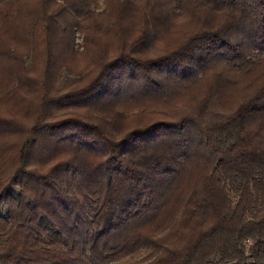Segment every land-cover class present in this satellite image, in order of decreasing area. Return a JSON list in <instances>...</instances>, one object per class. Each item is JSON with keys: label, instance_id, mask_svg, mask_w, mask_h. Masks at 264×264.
I'll return each mask as SVG.
<instances>
[{"label": "trees", "instance_id": "obj_1", "mask_svg": "<svg viewBox=\"0 0 264 264\" xmlns=\"http://www.w3.org/2000/svg\"><path fill=\"white\" fill-rule=\"evenodd\" d=\"M95 2L0 0V264H264V0Z\"/></svg>", "mask_w": 264, "mask_h": 264}, {"label": "rangeland", "instance_id": "obj_2", "mask_svg": "<svg viewBox=\"0 0 264 264\" xmlns=\"http://www.w3.org/2000/svg\"><path fill=\"white\" fill-rule=\"evenodd\" d=\"M103 0H96L95 2V5L93 6L94 10L95 11H99L103 8ZM207 21H208V17L209 15L207 14ZM187 21L188 22V25L189 27L190 26H193V24L195 23V19L189 15H186L185 18L183 19L182 22H185ZM75 42L76 44L74 45V47H80V39H81V35L76 31L75 33ZM179 34L180 33H173L169 39H172L173 41H175L176 39L179 38ZM143 255V251L140 250L139 252L135 253V254H132V255H129V256H126V257H123L117 261H114V262H105V263H97V264H127V263H135V262H139L141 257Z\"/></svg>", "mask_w": 264, "mask_h": 264}]
</instances>
